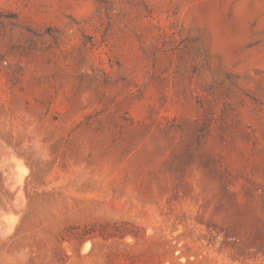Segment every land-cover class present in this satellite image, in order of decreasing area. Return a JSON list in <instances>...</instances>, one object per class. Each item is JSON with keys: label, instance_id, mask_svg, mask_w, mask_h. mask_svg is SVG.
Wrapping results in <instances>:
<instances>
[{"label": "rangeland", "instance_id": "rangeland-1", "mask_svg": "<svg viewBox=\"0 0 264 264\" xmlns=\"http://www.w3.org/2000/svg\"><path fill=\"white\" fill-rule=\"evenodd\" d=\"M0 264H264V0H0Z\"/></svg>", "mask_w": 264, "mask_h": 264}]
</instances>
